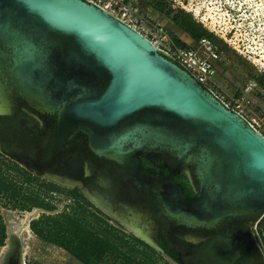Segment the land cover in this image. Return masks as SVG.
I'll return each mask as SVG.
<instances>
[{"label":"water","instance_id":"1","mask_svg":"<svg viewBox=\"0 0 264 264\" xmlns=\"http://www.w3.org/2000/svg\"><path fill=\"white\" fill-rule=\"evenodd\" d=\"M0 7V16L11 17L4 21L5 33L0 37L14 45L11 58L14 75L26 91L38 95L60 90L65 95L76 87L62 82L56 75L48 60L51 50L35 45L37 36L22 32L34 26L42 29L41 40L50 44L46 35L50 33L73 44L79 50L78 62L85 64L89 59L93 63L92 70L109 76L105 91L96 100L69 106L63 97L56 106L44 108L56 112L65 123H83L81 127L89 134L109 133L103 143L107 149H97V154L120 162H127L131 155L136 168H129L137 176L147 173L135 155L142 150L143 144H148V149L158 154L166 153L175 169L183 163L193 164L198 187L192 198L184 196L180 186L169 176L159 173L157 178L153 177L154 173L145 174L157 179V183L154 182L157 190L164 184L169 187L164 197L157 190L151 192L159 200L162 213L176 227L209 229L231 218L255 214V223L264 229V137L242 115L225 107L140 32L92 2L0 0ZM10 22L17 27L14 32L10 30ZM144 109L154 111L159 123L184 124L194 133L183 138L160 124L152 125L146 132L141 130L143 143L134 138L132 151L122 148L127 139L123 137V142L115 148L113 144L118 142L115 134L112 137V131L129 115ZM136 132H139L138 126L127 128L123 135ZM109 142H112L110 149ZM80 193L103 212L82 190ZM150 235L154 246L135 237L181 264L178 257L174 259L164 251L153 233ZM230 237L217 236L207 244L204 254L212 264H237L241 259L244 244ZM176 239L181 240L179 243L185 239L197 240L194 235H176ZM259 252L262 262L260 248ZM21 263V245L13 240L3 264Z\"/></svg>","mask_w":264,"mask_h":264},{"label":"flooded vegetation","instance_id":"2","mask_svg":"<svg viewBox=\"0 0 264 264\" xmlns=\"http://www.w3.org/2000/svg\"><path fill=\"white\" fill-rule=\"evenodd\" d=\"M126 1L131 4L130 2L133 0ZM136 1L139 6H143L147 0ZM153 9L158 13L156 16H170L171 23L176 26L172 19L173 13L167 15L166 10H163L162 14H159L161 9L157 8L156 5ZM0 17V36L3 37L5 33L4 21L11 20V17L5 14ZM140 20L144 24L143 26L156 32L160 31V34L164 36L166 41L174 42L168 32H171L173 35L175 33L154 22L155 19L153 17L149 16L145 18L142 16ZM10 28L12 32L17 29L13 23H11ZM176 28L186 34L188 39L192 40V37L188 33L177 26ZM22 32L27 35L37 36L35 45L48 47L51 50L48 60L56 75L62 82L76 87L65 95L60 90H52L50 93H39L38 95H35L36 92L26 91L16 81L14 75V62L11 59L14 45L9 43V40L4 41L0 37V106L9 110L3 115L0 114L1 154L5 152L4 156L9 158L11 162L22 165L26 172L46 179V183L53 185L58 190H66L71 194L72 192H76L81 195L80 186L74 185L70 188L63 186L43 177L45 173L81 181L89 190L97 192L98 195H102L104 198L107 196L113 201L112 203H114V198H116L121 200V202L123 201L122 203L126 202L130 204L133 210L139 214V217L141 216L140 221L143 219L146 221L151 217L155 218L156 222L162 224V229H159L157 239L161 247V241H163V244L166 243L164 245L168 249L172 245L178 247L186 246V254L183 253L184 258L181 259L183 264H212L211 260L204 254V249L213 238L228 235L232 238L240 239L244 244V249L241 251L242 257L237 264H261L259 246H256V239L251 231L255 223V214L228 219L214 228L186 229L176 227L169 217L162 213L159 200L151 192V190H157L154 186L157 183V179L147 177L149 176L148 172L154 173L155 176L153 177L157 176V178L159 173L169 176L173 183L180 186L181 193L184 196L192 198L198 187V180L193 164L183 163L175 169L174 162L166 153L156 154L154 151L148 149V144H143L142 150L135 155L139 160L142 170L147 172L145 173L147 176L145 174L137 176L129 168V166L133 169L136 168L134 166L135 158L131 157L130 154L127 162H120L96 153L95 150L97 149H107L103 143L105 142L104 139H107L109 136V133L104 134L103 132H99L89 134L81 127L83 123H65L59 119L56 112L46 111L44 108L56 106L63 97L68 101L69 104L67 105L69 106L80 101L98 99L105 91L109 76L104 72L99 74L100 71L92 70L93 63L89 59H86L85 64L78 62L76 58L78 57L79 50L73 44L47 33L48 40L51 41L48 44L45 39L41 40L44 34L42 29H39L37 26L28 28V30H23ZM175 37L183 42L188 41L186 38ZM53 84H50V86H53ZM237 84L239 83L236 82ZM236 89L239 91L238 88ZM235 105L239 108L242 106L238 102V99H236ZM159 124L181 135L183 138H189L188 136L194 133L191 128L184 124L174 122L159 123L156 121L154 111L144 109L129 115L112 131V137L115 134V141L118 142L117 144H113V146L117 148L123 142L121 137L127 138L124 140L126 142L122 144V148L132 151L135 145L134 138L140 139V142L143 143L140 138L142 136L141 130L146 132L149 129L148 126ZM134 126H138L139 132L127 136L123 135V132L127 128ZM109 145L110 149L112 142H109ZM163 186L160 188L161 190L158 189L157 191L161 192L164 197V192L168 191L169 187H167V184ZM82 197L89 203V206L94 207L88 199L84 196ZM102 202L104 205L107 203V201L106 203L105 201ZM95 209L104 216L111 217L97 208ZM146 223L150 226L149 222ZM24 233L26 232H22V235ZM176 235L180 237L194 235L197 240L185 239V242H182V244L179 243L181 240L178 241L176 239ZM185 258H189L188 261Z\"/></svg>","mask_w":264,"mask_h":264},{"label":"rangeland","instance_id":"3","mask_svg":"<svg viewBox=\"0 0 264 264\" xmlns=\"http://www.w3.org/2000/svg\"><path fill=\"white\" fill-rule=\"evenodd\" d=\"M109 2L110 0H105L104 4H108ZM130 3V6L138 11L137 14L128 12L125 18L131 19V22L140 28L142 34H145L149 40L157 44L163 43V45H160L162 48H167L166 46H168L167 43H165L166 40L164 36L160 34V31L156 32L143 26L144 24L140 20L142 16L145 18L149 16L153 17L155 19L154 22L159 23L163 28L172 30L177 37H182L184 39H188V37L171 23L170 16H156L158 13L155 12L153 7L157 4L163 7L159 14H162L161 12L168 8L173 10V12L181 10L189 14L194 21V18H199V16L192 11L194 9H198L201 12L200 14L207 13L209 16L212 15L213 18L218 20L220 25L232 30L239 45L238 48L244 52L243 54H248L247 52L249 50L255 51L256 55L253 59V64L242 55H239L235 50L228 47L223 41L215 37L219 42V46L225 47L222 55V67L215 77V82L219 86V95H222L227 101L233 103L234 100L238 99V102L242 105L240 109L245 117L264 137V0H147L144 2L143 6H139L136 0ZM194 14L198 17H195ZM195 22L197 23V21ZM141 27L143 28L141 29ZM188 41H190V39H188ZM236 82L239 84L236 85ZM236 88H238L239 91H237ZM4 154L0 152V174L8 177V179L12 181H16L28 195H38L54 207L51 211H46L37 207L25 210L20 209V207H14V204H18V206L24 204L28 206V201L18 203L9 202L5 197H1V201L6 203V206L0 205V213L5 228L8 220L12 219L15 222H20L25 218L27 212H32L28 221L29 227V222L32 219H36L41 214L54 215L64 211H70L75 199L70 192L66 190L54 191L47 189L44 185L47 180L30 172L28 173L31 175V180L25 181V176L11 167V165L13 166L15 163L11 162ZM16 165L18 168L24 169L22 165ZM100 197L105 203L107 201L105 205L120 217L131 220L130 218H132L131 216L133 213L138 218L137 220H140L139 214L133 210L130 204L126 202V204L122 203L123 201L121 202V200L116 198H114V203H112L113 201L107 196L104 198L100 195ZM87 209L94 216L103 220L106 225L114 229V235L122 236V240L115 239L118 245V253L108 254L98 264H177L162 253L154 251L149 246H145L137 237L124 229L118 220L115 221L111 217L104 216L92 206H87ZM35 210H37V212ZM79 215L81 217L83 216L82 218L86 217L83 213L82 215L79 213ZM154 219L155 218L152 217L146 221L143 219L139 224H144L145 226H142L146 227L149 226L146 222H151L152 224L149 226V231L158 239V231L162 229V224L156 222ZM87 220L91 221L93 219L88 217ZM94 225L97 228L99 226L104 227V225L98 222H94ZM251 231L256 239V246L258 245V248H260L262 252L263 261L261 264H264V229H262L259 224L254 223ZM22 240L23 243L26 244L24 261L27 264H82L64 249L40 240L33 233L32 236H29L28 233H24L22 235ZM185 247V245L180 247L172 245L170 250L181 260L184 258L183 253L186 254L187 251V248L185 251ZM188 259L189 258H185L186 261H188ZM181 264H183L182 261Z\"/></svg>","mask_w":264,"mask_h":264},{"label":"trees","instance_id":"4","mask_svg":"<svg viewBox=\"0 0 264 264\" xmlns=\"http://www.w3.org/2000/svg\"><path fill=\"white\" fill-rule=\"evenodd\" d=\"M156 7L161 10L163 9L159 4H157ZM171 13H173L172 19L175 25L188 33L195 42L201 37H207L219 45L215 36L203 29L189 14L184 13L181 10L174 13L173 10L168 8L166 14L170 15ZM168 34L176 45L188 47L185 42L177 39L171 32H168ZM220 48L222 51L225 49V47L221 45ZM11 167L15 168L20 174L25 176V181L31 180V175L24 169L18 168L16 164L13 166L11 165ZM44 185L47 189L59 191L49 183L45 182ZM72 196L75 199L69 212L64 211L54 215L41 214L39 217L32 219L29 222L31 232L40 240L64 249L82 264H98L108 254H117L118 245L116 244L115 239L122 240V236L114 235V229L89 212L87 209L89 203L79 193L72 192ZM1 197H5L9 202L18 203L28 201V206H25L24 204L18 206V204H14V207H20V209L30 210L32 207L41 208L46 211L54 209V207L50 205L49 202H46L44 198H40L38 195H28L22 190L20 184L8 179V177L2 174H0V198ZM0 205L6 206V203L2 202L0 199ZM79 213L81 215L83 213L86 217L82 218L83 216L81 217ZM88 217L93 220L88 221ZM94 222H98L99 224L104 225V227L99 226L97 228L94 225ZM5 232L6 228L0 213V246L4 244L6 237ZM161 244L167 254L174 259H177V256L163 244V241H161ZM145 246L147 245L145 244Z\"/></svg>","mask_w":264,"mask_h":264},{"label":"built area","instance_id":"5","mask_svg":"<svg viewBox=\"0 0 264 264\" xmlns=\"http://www.w3.org/2000/svg\"><path fill=\"white\" fill-rule=\"evenodd\" d=\"M86 1L92 2L96 6L107 11L112 16L118 18L119 20H121L122 22L142 34L140 28H138L134 23H132L131 19L125 18L128 12H130L131 14H137V10L133 9V7L130 6L131 4H129L126 0H110L108 4H104L105 0ZM192 11L199 16V18L194 19L195 21H197V23L202 25L203 29L213 34V36H215L218 40L223 41V43H225L228 47L235 50L237 53H239V55H242L254 64L253 59L255 58L256 52L253 50H249L247 52L248 54H243L244 52H242L238 48L239 45L231 29L220 25L218 20L213 18L212 15L209 16L207 13L200 14L201 12L198 9H194ZM198 16L195 15V17ZM142 35L146 37L145 34ZM149 41L154 46H156V48L161 53H163L165 56H167L168 58L182 66L186 71H188L190 75L202 87L210 91L216 98H218L224 104L225 107L238 112L251 124V122L245 117L241 109L235 105L236 100L231 103V101H227L222 95H219V86L215 82V77L220 72L223 51L221 50L218 44L214 43L207 37H201L197 42H195L193 39L190 41H185L188 47L178 46L174 42L168 40L165 42L168 45L166 46L167 48H162L160 45H163V43L157 44L151 40Z\"/></svg>","mask_w":264,"mask_h":264},{"label":"bare ground","instance_id":"6","mask_svg":"<svg viewBox=\"0 0 264 264\" xmlns=\"http://www.w3.org/2000/svg\"><path fill=\"white\" fill-rule=\"evenodd\" d=\"M2 112H7V111L2 106H0V113H2ZM155 153L157 154V152H155ZM87 173H88V171H87ZM43 177H45L48 180H51L53 182H56L58 184H61L63 186H68L69 188L71 186H74V185L80 186V189L82 190V192L84 194H86V196H88L90 198V200L92 202H94V204H96L99 208H101L104 213L108 214L109 216H111L115 220H118L120 225L124 229H126L129 233H131L132 235L138 236L142 240H144L147 243L154 246V242H153L151 235H150L149 226L144 227L145 225L141 224V223H140L141 225H139L140 220H137L138 218L133 213L131 216L132 218H130L131 220L120 217L119 215L114 213L111 209H109V207H107L103 204V202H102L103 200L101 199L100 195L97 194V192L89 190L86 186H84L82 184L81 181L70 180L66 177H61L60 175L49 174V173H45L43 175ZM35 211L37 212V210H35ZM31 214H32V212L31 213L27 212L25 218L23 220H21L20 222H15L12 219L7 221V226H6L7 240L4 241V244L0 246V264H3V261L5 259V255L7 254L11 244L13 243V240H17L21 245V261H22L21 264H23V262H24V264H27L24 261V256L26 254V244L23 243L22 232H26V233H28L29 236H32V232L28 227V221H29V217ZM142 225H144V226H142Z\"/></svg>","mask_w":264,"mask_h":264}]
</instances>
